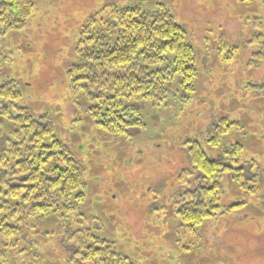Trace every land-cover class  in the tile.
<instances>
[{
  "label": "rangeland",
  "instance_id": "1",
  "mask_svg": "<svg viewBox=\"0 0 264 264\" xmlns=\"http://www.w3.org/2000/svg\"><path fill=\"white\" fill-rule=\"evenodd\" d=\"M33 1L26 29L0 36V83L12 81L19 105L33 116H50L57 138L83 166L87 190L80 210L67 218L32 221L11 264H72L66 246L75 232L85 246L91 236L105 241L121 255L115 264H264V58L257 62L258 47L250 43L258 33L264 38V0ZM134 6L148 12L161 6L173 15L196 48L197 77L192 94L177 78L163 101L132 100L142 125L118 136L92 121L66 72L94 17ZM223 122L226 133L212 148L211 127ZM17 129L0 118V132ZM193 140L214 158L240 147L238 162L255 160L260 183L249 191L251 183L240 189L224 177V203L242 205L223 207L190 231L173 208Z\"/></svg>",
  "mask_w": 264,
  "mask_h": 264
},
{
  "label": "trees",
  "instance_id": "2",
  "mask_svg": "<svg viewBox=\"0 0 264 264\" xmlns=\"http://www.w3.org/2000/svg\"><path fill=\"white\" fill-rule=\"evenodd\" d=\"M34 10L33 0H0V36L26 29ZM98 19L88 23L76 44V61L67 69L66 80L71 91L87 102L86 111L95 124L127 136L142 125L133 101H163L177 78L185 93H193L196 48L188 32L161 6L153 12L136 6L113 8ZM253 24L262 28L258 20ZM250 43L258 47L255 58L260 62L261 33ZM19 97L12 81L0 83V118L18 126L10 133L0 132V264H11L14 250L25 243L31 222L39 215L67 218L80 210L87 190L85 170L57 138L50 116H33L19 105ZM225 126V122L212 125L210 147L220 144ZM187 155L190 168L180 174L185 185L173 210L190 231L210 222L221 208L242 205L224 203V177L232 176L240 189L251 183L246 186L249 191L260 183L255 160L238 162V146L223 149L214 158L193 140ZM80 235L75 232L73 244L66 246L72 264H115L121 258L96 237L91 236V245L85 246Z\"/></svg>",
  "mask_w": 264,
  "mask_h": 264
}]
</instances>
